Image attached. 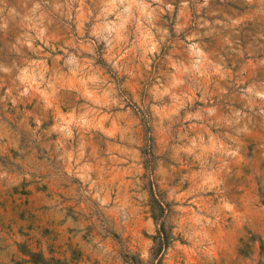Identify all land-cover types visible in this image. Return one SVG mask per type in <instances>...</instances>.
Masks as SVG:
<instances>
[{"label": "rangeland", "instance_id": "374dc122", "mask_svg": "<svg viewBox=\"0 0 264 264\" xmlns=\"http://www.w3.org/2000/svg\"><path fill=\"white\" fill-rule=\"evenodd\" d=\"M263 262L264 0H0V264Z\"/></svg>", "mask_w": 264, "mask_h": 264}, {"label": "trees", "instance_id": "16d2710c", "mask_svg": "<svg viewBox=\"0 0 264 264\" xmlns=\"http://www.w3.org/2000/svg\"><path fill=\"white\" fill-rule=\"evenodd\" d=\"M31 255H33V254H31ZM263 264H264V262H263Z\"/></svg>", "mask_w": 264, "mask_h": 264}]
</instances>
